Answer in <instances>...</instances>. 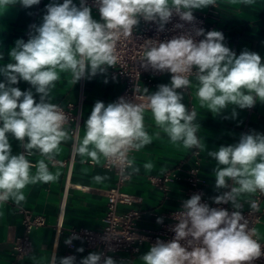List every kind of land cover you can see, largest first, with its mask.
I'll return each instance as SVG.
<instances>
[{
	"label": "clouds",
	"instance_id": "9594fccd",
	"mask_svg": "<svg viewBox=\"0 0 264 264\" xmlns=\"http://www.w3.org/2000/svg\"><path fill=\"white\" fill-rule=\"evenodd\" d=\"M41 0H0V14L9 6L19 3L28 9ZM232 3L253 5L255 0H231ZM216 0H94L99 20L94 19L87 0H52L46 5V14L25 42L18 39L9 50L12 62L0 66V204L12 200L16 205L25 201L23 189L29 184L49 183L58 179L59 173L49 170L45 159L32 164L28 156L33 150L54 166L60 145L68 139L65 129L67 116L61 107L51 102V93L60 72H70L75 85L82 78H92L106 73L120 61L118 43L132 36L141 20L153 22L157 31L163 32L172 17L193 23L194 10L215 7ZM175 28H183L176 24ZM197 41L190 34L173 36L166 41L146 40L141 67L171 74L169 84H161L149 94L143 88L144 102L128 101L124 97L105 104L97 101L85 122L82 141L75 147L81 157L98 163L103 157L121 172L134 167L129 158L133 150L152 143L153 137L144 127V114L150 111L156 126L173 145L186 149L206 147L197 136L200 125L195 123L197 113L182 102L184 91L196 80V97L201 107L214 116L230 106L232 118L236 108L251 109L257 102L264 103V63L261 56L244 50L238 56L225 44L220 31L194 30ZM0 59L3 55L0 54ZM20 80L31 88L21 91ZM108 81L105 80V83ZM39 94V102L34 93ZM137 91H140L137 89ZM229 117H225L228 119ZM9 134L20 142L25 153L12 154ZM158 138L160 133H155ZM216 161L215 188L230 189L213 198L217 205L230 203L233 211L210 207L194 194L183 202L174 214L178 221L169 242L157 239L140 259L143 264H252L264 255L255 229L249 227L242 214L241 198L257 191L264 193V134L254 131L242 134L236 144L220 146L207 151ZM83 162V161H82ZM36 171L33 174L32 169ZM144 168L151 171L152 163ZM107 177L96 175L93 180L102 183ZM251 208L258 211L255 201ZM163 218L158 217L157 223ZM80 239L76 234L65 240L71 245ZM181 241H186L182 245ZM84 249L78 248L77 252ZM103 253L92 252L79 264H117ZM49 264H77L76 257H57L53 254Z\"/></svg>",
	"mask_w": 264,
	"mask_h": 264
},
{
	"label": "crops",
	"instance_id": "0c3cea01",
	"mask_svg": "<svg viewBox=\"0 0 264 264\" xmlns=\"http://www.w3.org/2000/svg\"><path fill=\"white\" fill-rule=\"evenodd\" d=\"M52 0H41L39 5L25 9L19 3L9 6L8 9L0 14V66L9 62V50L15 46L18 39L25 42L29 39V33L32 32V25H39L42 22L43 15L46 14V5ZM63 3V0H57ZM79 5V0H74ZM209 13V22L215 24L217 31H222L225 37L226 46L230 47L237 56L244 50L258 53L264 63V0H255L253 5H244L239 2L232 3L231 0H216L215 7L209 6L203 10H197ZM93 18L97 19L92 12ZM109 70V68H108ZM107 70V72H108ZM106 72V73H107ZM106 73H98L95 77L84 78L85 102H84V124L81 131L82 141L85 133V122L91 114L95 102L101 101L107 104L115 102L123 88V83L118 79H106ZM60 79L55 82V88L51 93V102L66 105L76 102L79 97L81 80L75 85L72 83L73 77L70 72H60ZM105 80L108 82L105 83ZM171 76L163 74L155 79V84L148 88L149 94L158 90L161 84H169ZM192 86L190 91H184L183 103L190 110L194 105L197 117L195 123L200 125L197 134L203 144L202 149V174L206 184L204 188L207 196L213 199L230 189L215 188L214 168L216 161L207 155V151L217 150L220 146H228L239 142L242 134L252 131L264 134V103L257 102L251 109L236 108L237 116L232 118V107L223 110L220 115L214 116L206 107H201L196 97V80L191 77ZM4 77L0 76V82ZM21 91H27L31 88L28 82L20 80L17 85ZM34 99L39 102V94L32 89ZM225 117H229L225 119ZM144 127L150 136L153 137L152 143L144 148L132 153L134 167L138 171L129 168L130 177L127 180L124 190L140 195L141 202L137 207L142 210L140 224L147 227H155L159 214L164 211H170L178 208L181 203L189 197L186 193L188 183L186 180H180L172 183L171 188L165 196L163 190L154 186L148 179L150 174H161L166 169L181 165L188 168L193 163L191 149H186L182 145H173L169 137L160 130L150 113L144 114ZM68 133V130L66 128ZM159 132L157 138L155 133ZM79 141V142H80ZM12 154L23 153L25 149L14 137L9 134ZM71 137L68 133V139L60 145L59 154L55 157L58 162L55 166L42 157L38 151L33 150V155L27 159L32 164H36L40 159H45L49 170L53 173H59L57 180L49 183L38 182L29 184L23 189L25 201L23 205L33 211L34 214L44 215L46 224L34 228L31 231L33 240V251L23 257H17L13 249V241L16 237L25 233V227L21 221V216L17 212V207L12 200L5 204H0V264H49L53 254L59 257L70 256L74 253L77 264L89 253L96 250L86 249L82 239L74 240L75 248L70 249L65 244L68 238V228L71 226H87L94 229L101 228L103 217L106 211L107 196L103 189L112 186L116 180L113 170L104 166V158L101 157L98 163H91L90 158L81 157L76 154L72 173V183L75 185L91 186L94 191H86L76 186H71L67 191L66 209L62 226L56 228L60 220V204L65 193V184L68 172L66 160L70 154ZM83 161V162H82ZM152 163L153 168L147 171L144 168L145 163ZM34 174L36 169L33 168ZM96 175L107 177L102 183L93 180ZM254 194H245L241 198L242 209L250 207V199ZM126 207L122 206L121 210ZM257 231L259 237L264 240V215L262 222L258 225ZM83 248V252H77L78 248ZM151 246L143 243L139 252L134 258V264H143L140 257L145 254ZM126 253L120 252L113 258L117 264H127Z\"/></svg>",
	"mask_w": 264,
	"mask_h": 264
},
{
	"label": "built area",
	"instance_id": "2783aa9c",
	"mask_svg": "<svg viewBox=\"0 0 264 264\" xmlns=\"http://www.w3.org/2000/svg\"><path fill=\"white\" fill-rule=\"evenodd\" d=\"M87 4L93 6L94 0H87ZM92 12L95 13L99 20V12L95 6L92 7ZM193 15L195 16V21L193 23L181 21L178 16L174 15L171 22L165 26L163 32L157 31V25L155 23L141 20L140 24L133 29L132 36L127 39H122L118 43L120 61L114 68H109L105 75L106 79L114 78L123 83L122 91L116 101L118 98L124 97L128 101L135 100L137 103L144 102L143 97L146 94L143 93V88L148 89L153 86L155 84V79L163 74L167 73L171 76L168 72H159L151 68L145 70L141 67V54L146 40H159L163 42L171 39L173 36L187 33L192 35L195 40L199 41L204 37L195 36V29L203 28L206 32L216 30L215 24L208 20V12L194 10ZM178 23L183 24L184 27L175 28L174 26ZM137 89L140 91H137ZM185 91H190V88ZM85 98L84 78H82L79 97L76 102H71L66 105L56 103L67 116L65 129L67 128L71 137L70 154L65 161L68 166L65 184L66 190L60 204V220L55 225L56 228L62 226V219H64L66 209L67 191L71 186H76L86 191H94L91 186L75 185L72 183V173L77 154L75 147L79 144L84 124ZM190 110H195L194 105H191ZM197 136L199 137L198 134ZM133 151L128 154L130 159H132ZM23 153L26 154V150H24ZM191 154L193 163L190 167L185 168L181 165H177L166 169L161 174H150L148 175V179L154 186L163 190L165 196H167L172 183L186 180L188 183L186 189V193L189 197L188 199L194 194H200L202 203H208L210 207L223 208L229 212L233 211L234 209L230 203L217 205L213 202V199L207 196L204 188L206 181L202 174V149L192 148ZM90 162L93 163L91 160ZM104 166L114 171L116 180L112 186L103 189L107 196L103 225L98 229L87 226H71L68 228V238L73 234L78 235L80 239L84 241L86 249H92L99 253H103L102 261L104 257L111 256L114 258L117 253L124 252L127 255V264H134V258L143 243H148L152 246L157 239L169 242L174 238L175 233L172 229L176 223H178L174 218V214L180 211L183 203L174 210L161 212L159 217L163 218L162 223H157L155 227L143 226L140 224L142 210L137 207V203L141 202L142 197L124 190V186L130 177L129 168L121 172L120 169L110 164L105 159ZM250 201H255L259 210H253L250 205L249 208L242 209L241 211L243 216L248 220L249 227L255 229L258 234L257 227L262 222L264 215V193L257 191ZM122 206H125L126 209L121 210ZM17 212L21 216V221L25 227V233L14 239L13 249L17 257H23L33 251L31 231L34 228L45 225L46 218L44 215L34 214L31 209L23 205L17 207ZM256 238L262 244V251H264V240L259 237V234ZM181 244H186V241H181ZM68 247L74 249V241L71 245H68ZM70 255L75 256L72 252ZM252 264H264V255L253 261Z\"/></svg>",
	"mask_w": 264,
	"mask_h": 264
}]
</instances>
